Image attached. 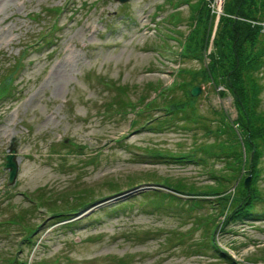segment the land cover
<instances>
[{"label": "rangeland", "instance_id": "374dc122", "mask_svg": "<svg viewBox=\"0 0 264 264\" xmlns=\"http://www.w3.org/2000/svg\"><path fill=\"white\" fill-rule=\"evenodd\" d=\"M205 2L209 26L212 19L206 48L212 52L216 20L223 15L225 0ZM197 3H0V83L9 78V87L0 98V264H229L209 251L213 241L235 264H264L261 217L228 223L221 229L224 217L218 218L216 202L191 208L187 203L191 200L178 195L181 202H172L173 207L162 203L166 209H141L139 203L140 193L153 191L155 182L144 183L147 179L182 180L204 190L216 184L211 173L231 175L230 161L218 155L230 149L219 153L207 149L233 143L222 118L242 141L234 98L224 91L223 82L210 77V72L205 79L200 73L192 75L208 69V57L203 64L177 57L180 42L187 41L191 32L189 6L195 8ZM58 65L66 67V78L52 81ZM178 68L192 74L174 79L172 72ZM258 77L259 108L264 113V72ZM195 86L201 88L194 98L197 113L213 133L181 121L162 130L146 122L167 118L163 111L145 110L149 112L137 115L138 109L151 107V101L167 103V95L161 93L165 89L176 100H185L183 90ZM13 138L18 174L8 186L3 165ZM194 151L197 163L149 156V152L179 156ZM260 152L257 186L264 197L262 145ZM252 163H245L246 170ZM249 177L242 171L227 193L233 194L238 182L241 185L249 179L250 184ZM37 195L44 204H39ZM133 195L136 199L128 198ZM80 197L93 200L78 209L72 220H65L68 216L56 219L48 212L51 201L59 200L57 208L63 209L79 204ZM125 204L130 207L121 209ZM256 209L262 214L264 204ZM28 230H33L31 236Z\"/></svg>", "mask_w": 264, "mask_h": 264}, {"label": "trees", "instance_id": "16d2710c", "mask_svg": "<svg viewBox=\"0 0 264 264\" xmlns=\"http://www.w3.org/2000/svg\"><path fill=\"white\" fill-rule=\"evenodd\" d=\"M192 8L194 7L192 6ZM193 11L194 14L189 20V23H191V32L188 40L184 41L182 46L190 59L203 64V55L208 46L209 35H211L212 19L210 20L209 26L208 19L210 11L207 9L205 0H198ZM213 48L215 50L208 56V69L199 70V72L193 74L182 71L181 74H184V76L186 74L198 76L200 73L199 77L201 75L202 77L200 78L205 79L207 78V73L210 72V77L222 81L228 93L234 98V104L239 114L237 121L238 126L241 127L239 134L242 137V141H238V136L227 125L226 121L223 120L225 118H222L221 123L225 125L224 129H230L231 135L229 141L233 143L225 147H222V143H218L207 148L210 152L213 150L218 153L221 150L223 151V149H230L229 152H220L218 155H221V157L224 156L223 159L225 162L227 160L230 161L227 162L231 167L228 168V172L231 175L223 176L224 174H221L216 176L211 173V178L216 184L207 186L204 190H199L182 180L174 182L172 179L168 180L166 178L161 180V182L154 179H147L144 183L154 181L156 185L158 183V185L160 184L159 186L167 188L176 194L192 198L196 197L191 201H187L188 207L191 208L202 207L205 204L210 206V200L216 199L214 202L217 203L218 207L217 215L224 217V220L219 223L222 225L221 229H224L228 223L254 222L264 216V212L262 214L256 213V207L259 204H264V197L261 195L262 193L257 186L261 174L257 163L263 154L260 152L261 145L264 148V113L259 108L260 80L258 77L260 71L262 74L264 70V0H225L223 16L218 21L215 38L213 40ZM8 83L9 78H3V94L9 87ZM183 83L185 82L183 81ZM186 91L189 93V89H186ZM166 95L167 103L161 105L167 109L169 114H167V118L165 117L158 122L156 129L162 130L164 126L178 121H181L183 124H194L206 127L204 124L205 119L201 118L197 113L196 99L191 98L189 95H184L185 100H176L172 95L167 93ZM117 104L120 107H124L122 102H118ZM150 104L151 107L147 109L160 106L153 101ZM206 129L207 133H213L207 127ZM219 130L221 131V129ZM246 152L248 157L244 158L242 162L243 153ZM150 155L158 161L163 159L177 160L180 164L191 161L197 163L199 160L196 157L195 151L193 153L180 154L179 156L175 154L164 156L163 154L155 152H150ZM251 160L253 163L252 166H248V171L246 170L247 165L245 163H249ZM241 163L242 165L244 163L242 167ZM242 170H245V173L251 176L249 188L245 189L244 184L240 185L239 182L234 188L233 194H228V188L234 185ZM134 185L130 186V188L134 187ZM117 190L115 189L114 191L116 192ZM141 196L143 197L142 201H140L141 209L146 207L157 210H160L161 207H165L164 209H166L167 207L162 203H167L173 207L172 202H181V199L177 196L159 190L141 193ZM130 198L133 200L136 199L135 196ZM36 199L40 201V205L44 204L42 196L37 195ZM82 199V197L77 199L79 204H74V206L67 204L63 209L57 208L59 200L51 201L48 203L49 212L51 215H57L56 217H58L64 213L62 211L76 212L78 209L85 208L93 200V198L88 201L85 198ZM166 200L171 202H167ZM127 207L130 206L125 204L121 209H127ZM28 211L24 210L25 213H28ZM32 232L33 230H28V236H31Z\"/></svg>", "mask_w": 264, "mask_h": 264}, {"label": "water", "instance_id": "95a60500", "mask_svg": "<svg viewBox=\"0 0 264 264\" xmlns=\"http://www.w3.org/2000/svg\"><path fill=\"white\" fill-rule=\"evenodd\" d=\"M116 2H119L121 4L128 2L129 0H115ZM200 88L194 87L191 90V96L196 97L200 94ZM8 154L5 157V163H4V170L8 171V186H11L14 184L17 174H18V162L16 158V141L12 140L8 150ZM249 179L245 181V188H248Z\"/></svg>", "mask_w": 264, "mask_h": 264}, {"label": "bare ground", "instance_id": "6f19581e", "mask_svg": "<svg viewBox=\"0 0 264 264\" xmlns=\"http://www.w3.org/2000/svg\"><path fill=\"white\" fill-rule=\"evenodd\" d=\"M0 3H4V4H1V6L2 5H8V3H10V0H0ZM253 24H255V23H253ZM64 65L65 66H68V64L67 63H64ZM65 66H63V67H61L60 65H58V66H56L55 68H54V70H53V72H52V81L53 80H55V81H57L58 80V82L59 81H61V80H59V79H65L66 78V72H67V69H66V67Z\"/></svg>", "mask_w": 264, "mask_h": 264}]
</instances>
